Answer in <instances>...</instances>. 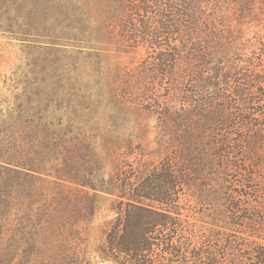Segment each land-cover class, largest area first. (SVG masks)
<instances>
[{"label":"trees","instance_id":"16d2710c","mask_svg":"<svg viewBox=\"0 0 264 264\" xmlns=\"http://www.w3.org/2000/svg\"><path fill=\"white\" fill-rule=\"evenodd\" d=\"M78 1L97 43L146 50L118 94L172 112L152 138L1 113L0 264H98L85 236L103 199L100 261L264 264V64L242 55L251 29L264 45V0Z\"/></svg>","mask_w":264,"mask_h":264},{"label":"rangeland","instance_id":"374dc122","mask_svg":"<svg viewBox=\"0 0 264 264\" xmlns=\"http://www.w3.org/2000/svg\"><path fill=\"white\" fill-rule=\"evenodd\" d=\"M80 7L78 0H0V114L61 111L81 117L82 126L97 133L122 135L145 128L152 138L153 131L166 128L162 115L172 111H156L153 100L118 94L146 50L124 52L97 43L96 35L81 30L87 13ZM254 33L251 29L243 37L242 55L255 51L264 64V45ZM108 161L105 169L111 173ZM109 204L100 201L85 236L88 254L98 264H116L96 256L113 217Z\"/></svg>","mask_w":264,"mask_h":264}]
</instances>
